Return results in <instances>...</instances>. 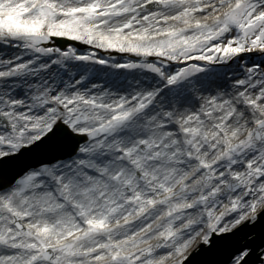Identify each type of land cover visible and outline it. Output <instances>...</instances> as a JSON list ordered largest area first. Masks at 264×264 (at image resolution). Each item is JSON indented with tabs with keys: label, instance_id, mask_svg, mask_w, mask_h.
<instances>
[{
	"label": "snow or ice",
	"instance_id": "obj_1",
	"mask_svg": "<svg viewBox=\"0 0 264 264\" xmlns=\"http://www.w3.org/2000/svg\"><path fill=\"white\" fill-rule=\"evenodd\" d=\"M0 264H264V0H0Z\"/></svg>",
	"mask_w": 264,
	"mask_h": 264
}]
</instances>
